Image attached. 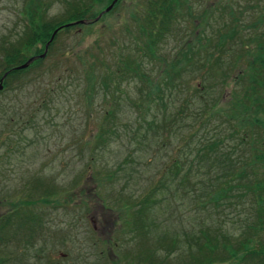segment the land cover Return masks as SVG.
I'll list each match as a JSON object with an SVG mask.
<instances>
[{
	"label": "rangeland",
	"instance_id": "374dc122",
	"mask_svg": "<svg viewBox=\"0 0 264 264\" xmlns=\"http://www.w3.org/2000/svg\"><path fill=\"white\" fill-rule=\"evenodd\" d=\"M29 1L0 0V43L20 34L25 20L20 16L25 10L35 13L28 7ZM40 1L45 3L37 12L42 21L55 20L79 2ZM105 1L108 0L95 2L91 8L102 11L112 0ZM136 1L120 0L101 19L85 20L84 24L61 32L45 59L47 65L31 69L29 75L27 72L20 87L12 86L0 93V221L5 215L17 223L23 220L20 239L25 245L24 264H127L129 252L143 244L142 249H146L147 239L155 246L160 239L182 235L188 214L187 198H204V194L193 191L192 184H187L184 174L192 168L188 181H197L200 174L202 186L210 178L214 183L221 178V169L209 170L204 162L184 163L181 156L176 163L179 170L169 173L165 169L171 157L176 158V148L193 123L192 111L198 110L200 100L212 103L222 114L230 108L233 111L240 102L243 107L252 102L251 106L247 104L250 108L246 112L238 107L234 115L242 112L255 118L264 139V73L258 71L264 64V0H192L190 15L182 21L178 38L187 46L193 42L191 52L197 54L196 63L174 78L168 89L164 83L160 85L164 88L161 100L153 94L156 101L147 107L142 105V113L132 105L140 99L136 78L122 82L121 92H116L112 102L110 94L100 90L92 94L91 103L83 97L82 75L91 72V59L85 52L102 55L103 62L110 64L115 52H119L118 46L107 50L118 39L111 31ZM173 46L170 40L161 45L166 58ZM41 47L36 44L31 51ZM158 69L156 62L147 64V77L159 79ZM102 73L96 70L95 76ZM64 74L77 78L78 86H71L65 95L58 91L49 94L47 86L53 89L57 78ZM189 93L192 103L184 107L185 117L182 113L176 115L182 98ZM112 106L116 109V136L98 143L96 132L102 125L103 112ZM138 114L146 118L153 115V128L136 124ZM203 131L199 130V139ZM241 151L247 152L245 145ZM234 153L238 152L231 150L229 156ZM198 167L199 174L194 171ZM161 180L165 186L153 187L154 198L167 199L150 205L146 238L135 227L138 215L134 218L133 206L125 202L136 201ZM232 192L230 198H238L236 190ZM29 211L34 216L28 221ZM224 212L226 215L214 214L211 222L219 220L226 225L232 219L234 228L227 229L234 235L238 226L233 222L236 213L233 209ZM5 227L6 224V230ZM14 231L12 226L8 238L15 243L3 244L4 251L9 252L5 251L4 256L11 258L9 264L19 263V239L13 238ZM258 242L254 247L262 250L264 235ZM181 245L180 241V252Z\"/></svg>",
	"mask_w": 264,
	"mask_h": 264
},
{
	"label": "trees",
	"instance_id": "16d2710c",
	"mask_svg": "<svg viewBox=\"0 0 264 264\" xmlns=\"http://www.w3.org/2000/svg\"><path fill=\"white\" fill-rule=\"evenodd\" d=\"M78 1L74 2L67 12L55 20L49 18L45 19L46 21H42L41 16L37 14L45 3L40 0L29 1L31 4H28V7L35 13L25 10V13L20 16L25 19L20 34L18 33L19 35L17 34L13 40L5 39L0 43V77L6 72L0 93L12 86L20 87L25 83L27 72L29 75L31 69L45 65V59L57 36L68 28L81 25L79 23L64 26V24L78 20H93L101 10L95 11L91 5L95 2H104V0ZM85 1L86 3H84ZM110 1L105 2L109 3ZM119 1L116 0L112 8L99 18L110 14ZM190 6H192V0H137L118 27L111 31L112 35L118 39L113 40L114 42L112 41L111 47L107 50H115L114 46H118L119 50L112 57V63L106 65L102 55H97L94 52L88 55L85 52L87 58L91 59L88 61L91 72L82 75L84 80L83 97L90 100L92 94L96 90H100L109 93L108 96L111 97L112 102L116 99V92H121V83L136 78L139 81L137 92L140 99H137L138 103L132 102V105L139 109L138 112L142 113V105L147 107L151 102L156 101L153 94L161 100L164 88L160 85L164 83L165 88L168 89L174 78L186 73L192 66L191 64L196 63L197 54L191 52L193 42L187 46L186 42L184 45L178 38V30L182 26V21L186 19L187 14L190 15ZM234 19L235 17L231 19L232 24L236 22ZM59 26L60 29L54 34L45 50L47 54H43L44 44L49 40L51 32ZM232 33L234 34L235 30ZM168 40L173 42L174 46L169 48L166 58L162 54L161 45ZM39 43L42 47L33 53L32 48ZM42 54L43 56H41ZM31 56L35 57L25 68H15ZM154 62L159 65V79L147 77V64L154 65ZM96 70L103 73L95 76ZM258 71L264 73V64L259 66ZM38 75L40 76L41 72H38ZM96 78H100V80L96 81ZM76 79L73 75L66 76L64 74V77L57 78L54 85V87L56 86L55 90L54 87L50 90L47 86L49 94H53L55 91L60 92L59 95L69 93L71 86H78ZM159 80L160 83L157 82ZM65 81L68 82V85H65ZM200 102L198 110L193 108V123L189 124L188 130L181 137V142L175 152L176 158L171 157V161L165 169L169 173L179 170L180 165L176 163L178 162L177 157L181 156L182 159H180L184 163L204 162V165L208 164L209 170L211 168H213L212 170L221 169V178L215 183L210 178L209 182L202 186L199 176L201 167H198L194 170L199 174L198 180L189 182L187 177L193 172L192 168H189L183 179L188 182L187 184L194 186L193 191L197 195L198 193L204 194V198H187L186 212L188 214H186V226L182 229L183 234L173 236V238L158 239L155 246H152L150 240L147 239L149 246L142 249L143 244L140 249L131 250L129 252L131 255L125 259L127 264H213L226 261L233 262V264H264V248L259 250L254 247V243H257L264 235V139L263 136H260L259 127L261 125L255 118H248L242 112L234 115V112L238 111V107L246 112L252 102H248L249 105L246 104L245 107L240 102L233 111L230 108L229 112L223 114L217 111V108H213L212 103H208L207 100H200ZM190 103L192 101L189 93L182 98L175 114L182 113V117H185L183 109ZM115 111L116 109L112 106L103 112L102 125L96 132L98 143H101L104 138L107 140L116 136V125L113 121V117L116 115ZM148 117L138 114L136 124L145 123L149 128H153L155 118L153 115ZM215 117L222 120L217 121ZM202 129L204 135L199 139V130ZM199 143L200 145H198ZM243 145L247 148L246 153L241 151ZM231 150L238 153H234V156L230 157ZM212 164L214 167L211 166ZM157 184L136 201L125 202L130 207L133 206L134 218L135 215H138V225L136 224L135 227L140 230L139 233L144 232L146 238L149 236L150 216L148 212H150V205L153 202H162L167 199L154 198L153 187L165 186L162 180ZM233 189L236 190L235 194L239 195L238 198H230ZM230 209L235 211L233 222L238 225L235 227L237 233L234 235L230 233L231 229H227L234 228L231 224L232 219L226 225L219 220L211 222L214 214L226 215L224 210L229 211ZM33 216L34 213L29 211L27 213L28 221ZM222 217L219 219L223 220ZM177 237L180 238L178 240L182 244L181 252L180 241L176 240ZM136 243L138 244V241ZM134 246H136L135 242Z\"/></svg>",
	"mask_w": 264,
	"mask_h": 264
},
{
	"label": "flooded vegetation",
	"instance_id": "af4514ba",
	"mask_svg": "<svg viewBox=\"0 0 264 264\" xmlns=\"http://www.w3.org/2000/svg\"><path fill=\"white\" fill-rule=\"evenodd\" d=\"M22 222L23 220H20L19 223H17V220H13L9 215H5L2 220L0 221V264H9V261H11V258H9V256H4L5 251L8 252V250L4 251L3 248V244L6 242L9 243L11 241H13L15 243L14 240L10 239V237L8 238V236L10 235V233H8V230L13 226L15 228V231L13 232L14 234V239H19V244H18V253H19V263L18 264H24L23 261V257H25L24 252H23V247L25 249V245L23 246V243L21 241V235H23V232L21 233L20 228L22 227ZM6 224V230L3 228V226ZM16 226V227H15ZM6 248V246H5ZM1 253H3V255H1ZM13 257H16L15 255H13ZM15 260V259H14Z\"/></svg>",
	"mask_w": 264,
	"mask_h": 264
},
{
	"label": "water",
	"instance_id": "95a60500",
	"mask_svg": "<svg viewBox=\"0 0 264 264\" xmlns=\"http://www.w3.org/2000/svg\"><path fill=\"white\" fill-rule=\"evenodd\" d=\"M115 1L116 0H112L102 11H100L98 14H97V16L93 19L94 21L95 20H97L103 13H106V12H108L111 8H112V6H113V4L115 3ZM82 24V23H85V20H78V21H73V22H70V23H66V24H64V26H70V25H73V24ZM58 29H60V26L59 27H57V28H55L53 31H52V33H51V35H50V37H49V40L44 44V52H43V54L45 53V50L47 49V46H48V44H49V42L52 40V38H53V36H54V34L57 32V30ZM43 54L41 55V56H43ZM32 61V58H29L28 60H26V62H24L23 64H21V65H18V66H16L15 68L16 69H21V68H25L30 62ZM6 75V73H3L2 74V76L0 77V90H1V88H2V80H3V78H4V76Z\"/></svg>",
	"mask_w": 264,
	"mask_h": 264
}]
</instances>
